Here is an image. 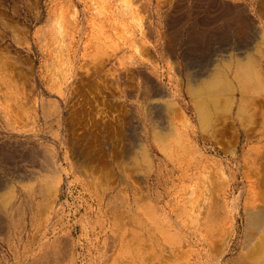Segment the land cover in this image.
<instances>
[{
    "label": "rangeland",
    "instance_id": "1",
    "mask_svg": "<svg viewBox=\"0 0 264 264\" xmlns=\"http://www.w3.org/2000/svg\"><path fill=\"white\" fill-rule=\"evenodd\" d=\"M55 1L0 0V54L5 58L6 67L12 69V80L7 81L3 74L1 78L7 84L14 85L15 95L20 100L15 105L16 112H19L12 114V111L8 116L21 115L24 123H27L23 129L11 130L3 123L2 116L5 115L0 116V144L10 143L24 152L17 151L13 159L0 163V188L8 186L7 192H0L1 198L19 185L16 180L27 176L33 178L41 168L52 171L51 166L56 159L64 168H69L58 157L64 123L67 150L72 152L74 145L82 152L81 156L79 152L73 153L72 166L78 171L70 176V186L66 188L63 182L59 184L61 193L58 199L62 204L61 211L55 217L62 226L61 233L75 243H67L66 248H50V255L47 254L35 264H264L263 231L252 233L253 237L258 235L256 242L262 239L260 243L263 247L256 252L251 249L252 244H257L252 241L251 247L246 246L248 241L245 239V210L248 207L264 208V99L255 98L252 116H239L236 119L217 116L220 118L216 121L214 118L217 117L212 116L211 121L206 120L209 122L206 126H203L199 116H191L189 110L185 116H166L165 113L163 118L157 109V112L155 109L153 111L151 105L157 103L158 98L146 93L143 82L132 67L121 64L125 70L124 77L115 80L120 60L118 49L109 41L98 38L95 31L89 33L86 39L78 33H70L75 21H81L82 7L77 1L64 0L65 8L68 6V20H72L69 21L71 29H64L60 24L56 27V21L53 22L54 28L51 26L49 16L54 11L52 8L60 7L59 1L63 6V0ZM179 2L183 6H179ZM189 2L191 0H168L165 10L159 11L169 13L177 5L179 12ZM154 8L153 2H147L143 9V20L147 14L149 16L145 19L146 27L154 32L147 42L152 46L157 41L160 45L167 43L170 46L168 32L166 34L161 29L162 25L156 27L159 25L152 20L157 17V9ZM58 28L63 29L60 31ZM204 35L205 38L197 42L199 46L194 45L197 51H192L193 55L188 61L177 59L178 51L174 57L165 51L169 60L177 64L171 72L161 59L151 53L153 63L150 67H161L167 71L161 77L163 84L172 80L174 84L184 86L192 74L215 60V52L223 55L229 48L228 43L230 46L231 41L227 38L223 41L227 46L222 47L223 42L219 44L222 49L218 44L210 43L211 33ZM251 39L249 36L246 38L245 47L248 49ZM205 40L208 41L207 45ZM58 50L64 55L61 68L66 70L71 66L72 70L78 72L76 82L69 89L60 90L59 84L56 85L58 80L49 74ZM66 54L72 55L69 64H66ZM196 54L199 56L195 59ZM211 58H214L213 61ZM195 63L196 68L192 66ZM148 68L144 67L143 71L152 76L154 73ZM64 73L71 76V72ZM6 100L5 95L0 97V103ZM175 107L179 109V106ZM59 116H63L62 122ZM161 132L164 138L167 137V143L163 136L165 142L162 141ZM141 147L147 151L149 159L145 158L147 156ZM221 170L223 173H220ZM84 171L86 176L82 174ZM210 173L213 178H209L212 177ZM199 184L202 188L198 187ZM26 199V206L21 208L23 211H18L9 219L10 234L0 233V264H33L28 254L32 250L31 244L27 243L31 235L28 210L36 200L31 196ZM103 233L108 237L105 244L109 246H101Z\"/></svg>",
    "mask_w": 264,
    "mask_h": 264
},
{
    "label": "bare ground",
    "instance_id": "2",
    "mask_svg": "<svg viewBox=\"0 0 264 264\" xmlns=\"http://www.w3.org/2000/svg\"><path fill=\"white\" fill-rule=\"evenodd\" d=\"M75 1H77L82 7V14H81V16L79 15L81 17V21L80 22L77 20L75 21L74 26H72L73 27L72 32H70V33H73V34L78 33L82 38L86 39L87 36L89 35V33H92L93 31H95L98 35L97 36L98 38H103L104 40L109 41L110 44H112V46L114 48L118 49L120 60L118 63V68L116 70L117 75L115 77V80L119 81L121 77L122 78L124 77L125 70L123 69V67H121V64H126V65H129L130 67H132L133 71L136 73V74L135 73L134 74L137 75V77L143 82L142 85H144V88L146 89V93L150 97H157L158 98V99L155 98L157 100L156 101L157 103H153V104L151 103V105L153 107V111H155L157 109L162 114L163 118L165 117L164 116L165 113H166V116L168 114H171V116L173 115L174 117L176 115L179 116V114L181 116H185L186 115L185 113L187 112V110H189L190 111L189 114H191V116H199V118H201L200 120L203 121V126H204V124L206 126L209 123V122L207 123L206 120H209L210 118L212 120L213 119L212 116H216V117L217 116H231V117H233V119H236L239 116H252L253 115L252 108L255 106V102H256L255 98L261 97L262 99H264V71H263V63H264V0H193V1L191 0V3L189 2L190 3L189 5L185 4L186 6H184V8H182V9H180V11H179L180 13L177 11L180 8L177 5H176V8L174 10L172 9V11H170L169 13H167L166 11L164 13H163V11L160 13L161 10H165L164 8H165L168 0H75ZM55 2H58V0ZM59 2H61V1H59ZM59 2H58V4H60V7H58V5L57 6L55 5L56 7L52 8V9H54V11L52 12V15L50 14V16H49V18L54 19V21H52V20L50 21V19L48 18L49 22H50V24L52 23L51 26H53V24L56 21L57 24H54V25H56V27H57V25L60 24V26L63 27L64 29H67V28L71 29V23L69 21H72V20H68L69 19V11H67L68 9H66L68 6L65 8L64 5H66V3L64 2V0L62 2L63 6H61V3H59ZM147 2H150V4H152V2L154 3L155 8L157 9V13L155 12L157 17L152 18V20L156 24L159 25L156 27H160L162 25L161 29L166 31V34L168 32L167 36L169 35V37H170L169 38L170 43H171L170 46L167 43H165L166 44L165 46H163L164 44L160 45L159 41H157L156 44H153V46H152L150 43L147 42V41H150L151 34L153 32L152 28L146 27L145 19H147L149 17L148 14H147L148 17L146 16V18H144V20H143V16H142L144 14V10L147 8L146 7L144 9V6ZM185 3H187V2H185ZM178 5L183 6V4H181V3ZM73 10H75V9H73ZM55 13H57V15ZM74 13L76 14L75 11H74ZM148 13H149V11H148ZM165 13H167V14H165ZM54 15H56V16H54ZM73 16H76V15H73ZM224 18H226V19H224ZM73 21H74V19H73ZM226 22H228V23H226ZM47 25L50 27L49 23ZM53 28H54V26H53ZM63 28H61V29H63ZM58 29H60V28H58ZM61 29H60V31H61ZM55 32H56V30H55ZM157 32L160 35V31L158 30ZM203 33L204 34L205 33H211V38L209 40L210 43H214V44L216 43L218 45L220 43H222L225 38H227V40L231 41L230 46H229V43H228V46L225 45L224 44L225 42H223V44H221V45H222V47L227 46L229 48L228 49L226 48L227 50L223 53V55L215 54L216 52L212 51V52H215L214 54L212 53L214 56L216 55L215 60L213 61L214 58H211V60L213 61L212 63H210L211 65L210 64H208L207 66L205 65V68L203 67L204 69H202V70L200 69V66H199V69L201 71L198 70L197 73H194V74L191 73L192 75L191 74H190L191 76L189 75L190 78L189 79L187 78L188 80H187L186 84H184V86H182L178 83L174 84L172 82V80H171V82L168 81L170 84L168 82L166 84H163V79H161V77L164 75V72H167V71H165V68H161V67L158 69H154L153 68L154 66L150 67V65L153 63L151 61V59H152L151 57L153 55H155L157 58L161 59L165 63V67L170 71L173 69V67H175L177 65V64L176 65L173 64L172 60H169L170 57H174L173 56L174 53H177V51H178L177 59H180L183 61H188L189 57H191L193 55L192 51L197 49L194 45L197 44V46H199V44L197 43L199 41V39L205 38L204 37L205 35ZM40 34H42V33H40ZM57 34H56V36H58ZM162 34H163V32H162ZM248 36H249V38H252L251 39L252 40L251 46H249V49L247 47H245L246 46L245 45L246 44L245 43L246 38ZM209 37L207 36L206 38H209ZM54 39H55V36H54ZM100 40H102V39H100ZM201 41H202V39H201ZM207 42L208 41H206V43H205L206 45H207ZM227 42H229V41H227ZM143 44H146L147 47H145ZM200 44H203V43H200ZM212 46L213 45L211 44V47ZM160 47H161V51H160ZM202 48H205V47L203 46ZM222 49H224V48H222ZM199 50H198V52H199ZM201 50H203V49H201ZM130 51L132 53H130ZM165 51L169 54V56L170 55L171 56L170 57L167 56L165 54ZM202 52L204 54V51H202ZM221 52H222V50H221ZM55 54H54L55 56L53 57V62L50 61L51 62V68L50 69L52 71L48 68V70H50V73H49V71H48V73L50 75H52L53 78L58 80L56 82V85H57V83L59 84L58 88L60 90H62L64 88L69 89V87H71L76 82V80H77L76 77L78 76V72H76V70L75 71L72 70L71 66L69 68H66V70L62 69L63 67L61 65L63 64V62H62L61 58L64 57V55L61 53L60 50H58L57 53H55ZM208 55H210V52ZM196 56H199V55L196 54L195 59H196ZM10 58L12 59V57H10ZM71 58H72V55L66 54V64L71 63ZM4 59L5 58H3L0 54V80H1V82H0V97L2 95H5L7 97V100L5 103H0V107L2 105H5V107L2 106L3 108L0 109V112H1L0 116L2 114L5 115V116H2L3 117L2 119H3V123H4L6 128L10 127L11 130H20V129L27 127V123L26 122L24 123V118H22V116L18 115V114H17V116L16 115L15 116H12V115L8 116V115H10V113L12 111H14V112H12V114L19 112V110L16 112L17 107L15 105L17 103H19L20 100H18L17 96L15 95L14 85L7 84L1 78V75L3 74V75H5V77H7V81L12 80V75L10 74L11 73L10 71H12V69L8 68L10 66L6 67V63H5ZM13 59H14V57H13ZM198 59H199V57H198ZM15 60H16V58L14 59V61ZM156 60H158V59H156ZM47 62H48V60H47ZM50 62H49V64H50ZM7 65H11V64L8 63ZM200 65L203 66V64H200ZM192 66H195V68H196V63H195V65H192ZM144 67H147V68L149 67L150 69L149 68L148 69L150 71L152 70V73H154V74L152 75L150 73L152 75V76H150L147 73H145L143 71ZM54 68L56 70H54ZM20 69H22V68H20ZM125 69H127V68H125ZM185 69H186V67H185ZM64 71L65 72H71L70 73L71 76L68 77V75L66 73H64ZM16 72H17V69H16ZM21 72L22 71L20 70V73ZM172 72H175V71H172ZM13 74H15V73H13ZM16 75L18 76V74H16ZM173 75L174 74H172V76ZM175 76H176V73H175ZM185 76H187V75H185ZM22 77H24V76H21V78ZM55 79H53V80H55ZM157 79H159L160 81L156 82ZM172 79L174 80V78H172ZM177 80L178 79H176V81ZM49 81H50V79H49ZM15 86H16V84H15ZM17 88L20 92L19 87H17ZM138 88H140V87H138ZM23 96H25V95H23ZM62 96H63V94H62ZM63 98H64V96H63ZM65 99H66V97H65ZM145 99L147 100L149 98L145 97ZM160 102H162V103H160ZM258 103H259V101L257 99V105H259ZM21 104H22V102H21ZM23 106L24 105L22 104V107ZM175 106H179V109H177ZM148 107H150V109L152 110L151 106L148 105ZM34 108L36 109V107H34ZM26 109H28V108H26ZM35 109H33V110H35ZM150 109L147 108L148 111ZM157 110H156V112H157ZM35 111H37V110H35ZM177 111H181L182 113H180V112L177 113ZM63 116H64V114H63ZM63 116H59V119L61 122L63 120ZM168 117H170V116H168ZM219 118L220 117L214 118V120L216 121ZM176 119L177 118H175V120ZM177 120H179V119H177ZM211 120H209V121H211ZM179 122H180V120H179ZM200 124H202V122H200ZM64 125L66 127L65 123H64ZM163 125L165 126V124H163ZM168 125H170V124H168ZM167 126L165 127V130L167 129ZM209 126H210V124H209ZM65 127L63 126L61 128L62 129V137H61V142L58 144V148L60 149L61 153L59 154L58 157L62 158L63 162L67 163L69 168L68 169L64 168L59 162L57 163V159H56V160H54V162L51 166V169H53L52 171H50V170L49 171L48 170L43 171L41 168L40 173L34 174L35 177H33V178L31 176H27L28 178H21V179H18V181L16 180V182L19 185L14 186L12 188L11 193L9 191V193H7L2 198H1L2 195H0V233L5 232V233H7V235L10 234V229H9V222L10 221H9V219L14 214H17L18 211H21V212L23 211L21 208L26 206L25 202L27 200L26 199L27 196H31L33 199L36 200L34 202V205L31 207V209L28 210V212L30 211L29 212L30 216L28 215L29 216V222L28 223H30V225L28 227L30 228L31 235L28 238V239H30V241L27 243L31 244V247H32V250L28 254L30 256L29 259H30L31 263H33V264L38 262L39 259H41V258L43 259L47 254L50 255V253L52 252L50 250V248H54L55 246H63V248H66L65 245H67V243H69V242H72V244L75 243V241L72 240L69 236L65 235L64 233H61L62 226L60 225L59 221H57L55 219L57 213L59 211H61V204H62V203L60 204L59 199H58V194L61 193V191H60L61 187H59V184L61 182H63V184L66 188L69 187L71 182H72L70 179V176L76 174L78 171V169H76L72 166V164H73L72 162H73V153L74 152L78 153L80 149L75 148V146L73 145L72 146V152L71 151L69 152L67 150V148H66V145H67L66 135L67 134H65V132H66ZM139 128H140V126H139ZM162 130H164V129H162ZM200 130L203 131L201 128H200ZM116 131H117V129H116ZM162 132H164V131H162ZM162 132L159 133L161 135V139L163 136V139L167 143V140H166L167 137L164 138L165 135H164V133L162 134ZM166 132L167 131H165V133ZM170 132L172 133V131H170ZM0 133H2V132H0ZM167 133H169V131ZM166 135L168 136V134H166ZM8 136H10V135H8ZM202 136L204 137V135H202ZM203 137H201L202 140H204ZM163 139H162V141H163ZM165 141H163V142H165ZM163 142H162V144H163ZM141 148L140 149L142 151L144 149V147H141ZM122 149H123V146H122ZM184 150H186V149H184ZM17 151L21 152L20 150H18V148H16L15 146H13L10 143L9 144H5V143L2 144L1 143L0 144V163H6L5 160L12 158ZM143 151H144V154L147 156L145 158L149 159V155L147 154V151L145 149ZM21 153H24V152H21ZM79 153L81 156L82 152H79ZM95 156H94V158H96ZM87 157L89 158V156H87ZM77 158H79V157L77 156ZM94 158H93V161H94ZM145 161H143V162H145ZM8 162H9V160H8ZM146 162L148 163V161H146ZM222 170L220 173H223ZM85 172L86 171L82 172V174L84 176L87 175V173H85ZM212 174L214 175V172ZM212 174H211L212 177H209V178H213ZM221 177H223V175ZM80 178H81V176H80ZM224 178H227V177H224ZM216 180H217V178H216ZM24 184H27V185H24ZM212 184H214V182ZM216 184L217 183H215V185ZM198 187H201V185L199 184ZM214 187L215 186H213V188ZM7 190H8L7 185L0 188V192L1 191L7 192ZM195 190H197V189H195ZM198 190H200V188ZM200 193L201 192H199V194ZM202 193H203V190H202ZM212 193H215V192H212ZM1 194H3V193H1ZM192 194H193V192H192ZM215 196H217V195H214V197ZM201 199H203V198H201ZM194 200H195V198H194ZM181 205H183V204H181ZM247 206H250V205H247ZM28 207H27V209H28ZM248 208L245 210V213H246L245 239L248 241V242L246 241L247 242L246 246L250 245V247H251V243H252V241H254L253 243H256L257 245L254 246L252 244L251 250H255V252H256L258 250V248L259 247L261 248V246H262V243H260V241L262 242V239L259 238L260 241L256 242L258 235L257 236L255 235L253 237L252 233L253 232L254 233H256V232L260 233L262 231L264 233V208H260V207H254L251 209H248ZM21 212H20V214H22ZM189 212H191V211H189ZM66 221H68V220H66ZM102 236H104V238H102L101 246L102 245L105 246L107 244V243L105 244V242H106V239H108V237H106L105 233H103ZM20 238H22L21 235H20ZM20 238H19V240H20ZM109 238H110V236H109ZM112 238H113V236H112ZM100 250L102 251V249H100ZM250 253H251L250 255L252 256L253 255L252 252H250ZM218 259H220V257H218Z\"/></svg>",
    "mask_w": 264,
    "mask_h": 264
}]
</instances>
